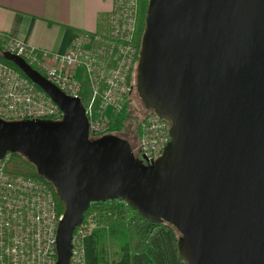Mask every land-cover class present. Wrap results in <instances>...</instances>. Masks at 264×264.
<instances>
[{"label":"water","instance_id":"obj_1","mask_svg":"<svg viewBox=\"0 0 264 264\" xmlns=\"http://www.w3.org/2000/svg\"><path fill=\"white\" fill-rule=\"evenodd\" d=\"M144 27L136 89L171 123L157 161L117 135L91 140L80 99L9 52L63 116L0 119V160L21 155L62 201L56 264L90 204L113 199L172 226L186 264H264V0H150Z\"/></svg>","mask_w":264,"mask_h":264},{"label":"built area","instance_id":"obj_2","mask_svg":"<svg viewBox=\"0 0 264 264\" xmlns=\"http://www.w3.org/2000/svg\"><path fill=\"white\" fill-rule=\"evenodd\" d=\"M139 1L113 0L107 31L79 33L63 54L28 47L0 34L5 52L23 58L65 95L80 99L91 140L117 135L112 114L122 111L132 92L130 77L139 62L134 44ZM62 116L42 90L0 62V119L59 121ZM138 126V157L149 165L169 143L171 123L151 110ZM9 157L0 160V264H56V231L62 214L53 193L42 181L8 174ZM95 227L90 215L75 228L69 264H86L84 239Z\"/></svg>","mask_w":264,"mask_h":264},{"label":"trees","instance_id":"obj_3","mask_svg":"<svg viewBox=\"0 0 264 264\" xmlns=\"http://www.w3.org/2000/svg\"><path fill=\"white\" fill-rule=\"evenodd\" d=\"M149 1L140 0L138 3L134 34L138 61ZM4 52V48L0 45V62L25 77L16 66L3 58ZM128 106L126 100L122 111L113 117L112 125L116 131H122L125 122L130 118ZM137 132L139 137V129ZM5 171L13 176L31 178L45 183L53 193L57 212L63 213L64 205L53 185L41 178L36 168L24 157L19 154H10ZM90 215H94L96 227L84 239L86 264H186L178 255L179 233L165 222H149L137 211L131 209L123 199L92 202L84 213L83 222Z\"/></svg>","mask_w":264,"mask_h":264},{"label":"crops","instance_id":"obj_4","mask_svg":"<svg viewBox=\"0 0 264 264\" xmlns=\"http://www.w3.org/2000/svg\"><path fill=\"white\" fill-rule=\"evenodd\" d=\"M112 8L113 0H0V34L63 54L79 33H105Z\"/></svg>","mask_w":264,"mask_h":264},{"label":"rangeland","instance_id":"obj_5","mask_svg":"<svg viewBox=\"0 0 264 264\" xmlns=\"http://www.w3.org/2000/svg\"><path fill=\"white\" fill-rule=\"evenodd\" d=\"M137 71L134 69L131 77V86L134 87L133 92L130 93V95L127 97V103H128V110H129V120L125 122V127L122 131H116L115 127L113 126L114 131H116V134L121 137L122 139H125L132 150V153L138 157V132L139 129V123L141 119L149 114L151 112V109H148L139 99L136 91L135 86L137 82ZM124 101V103L126 102ZM123 103V105H124ZM118 114H112V118L114 116H117Z\"/></svg>","mask_w":264,"mask_h":264},{"label":"flooded vegetation","instance_id":"obj_6","mask_svg":"<svg viewBox=\"0 0 264 264\" xmlns=\"http://www.w3.org/2000/svg\"><path fill=\"white\" fill-rule=\"evenodd\" d=\"M136 78H137V75H136ZM136 84H137V82H136ZM137 86V85H136ZM136 86H135V91H136V93H137V95H138V92H137V89H136ZM133 89H134V87H132V92H133ZM138 97H139V95H138ZM135 156V155H134ZM137 159H139V160H141L139 157H137V156H135Z\"/></svg>","mask_w":264,"mask_h":264}]
</instances>
